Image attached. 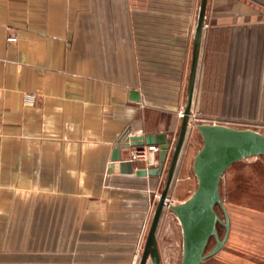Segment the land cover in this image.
Here are the masks:
<instances>
[{
  "label": "crops",
  "instance_id": "0c3cea01",
  "mask_svg": "<svg viewBox=\"0 0 264 264\" xmlns=\"http://www.w3.org/2000/svg\"><path fill=\"white\" fill-rule=\"evenodd\" d=\"M198 1L0 0V264H137L172 143L135 174L158 150L130 159L128 136L174 139ZM197 72L211 114L264 120V0L205 1ZM248 246L264 264V228Z\"/></svg>",
  "mask_w": 264,
  "mask_h": 264
},
{
  "label": "water",
  "instance_id": "95a60500",
  "mask_svg": "<svg viewBox=\"0 0 264 264\" xmlns=\"http://www.w3.org/2000/svg\"><path fill=\"white\" fill-rule=\"evenodd\" d=\"M205 1H198L192 32L190 60L186 74L184 102L179 114L180 121L175 138L172 139L164 132L128 136L129 145L139 146L153 143L158 145V164L135 168V174H159L164 154L172 143L163 184L152 208L137 264H145L146 260L150 264H160L154 232L160 212L165 206L164 197L167 194L174 164L188 123ZM129 95L131 99H138L136 90L130 89ZM194 125L201 137V144L194 152L191 160V170L196 179L195 187L186 198L179 202L167 204L180 227L181 243L178 264H199L202 259L212 255L220 248L228 232V216L218 192L220 175L226 166L233 161L247 156L264 154V134L255 129L208 122H198ZM114 158H116V154ZM121 162L127 166L128 171L131 169L130 160H121ZM214 204L220 206L222 218L214 211ZM216 223L223 226V232L220 236L216 231ZM209 237L213 238V243L205 251L204 248Z\"/></svg>",
  "mask_w": 264,
  "mask_h": 264
},
{
  "label": "rangeland",
  "instance_id": "374dc122",
  "mask_svg": "<svg viewBox=\"0 0 264 264\" xmlns=\"http://www.w3.org/2000/svg\"><path fill=\"white\" fill-rule=\"evenodd\" d=\"M197 73L194 80V99L190 104L182 147V152H187V159H184L179 174L174 175L168 185V193L172 196L168 194L167 196L172 199L171 203L186 198L196 184L195 176L191 170V155L200 146L201 137L195 128V123H222L233 127H248L264 134L263 119L240 118L239 115L221 116L211 114L213 111L215 113L217 104L207 103L200 97L201 83L199 72ZM179 113L180 111L178 112V118H180ZM176 127L178 128V125ZM218 192L228 216V234L223 243L224 245L213 255L215 257L237 256L240 264H250L248 261L250 260L249 255L254 254L255 249L248 246L249 238L252 237L256 228H264V154L243 157L227 165L220 175ZM213 208L216 214L222 218L220 206L214 204ZM161 212L162 228L158 235L160 251L163 257L167 258V261L169 260V264L172 261L176 263L180 258L181 235L179 223L168 207H164ZM216 231L218 236L222 234V224L216 223ZM212 243L213 238L209 237L204 250H208ZM257 249V253H264L263 247Z\"/></svg>",
  "mask_w": 264,
  "mask_h": 264
},
{
  "label": "built area",
  "instance_id": "2783aa9c",
  "mask_svg": "<svg viewBox=\"0 0 264 264\" xmlns=\"http://www.w3.org/2000/svg\"><path fill=\"white\" fill-rule=\"evenodd\" d=\"M6 39L14 40L15 39L14 33H9L6 36ZM34 94H35L34 92H23V101L25 103H30L32 101V98H33ZM157 150H158V145L157 144H148V145H146V148L143 145L135 146V148H134L133 152L130 154L129 158L133 159V158H136V157H140L141 159L147 161V163H148V161H149L148 160V155H147L148 152H156ZM157 196H158V194H155L156 198H157ZM164 202H165V206L164 207H167V204L171 203L172 199L170 197H168L167 194H166V196L164 197Z\"/></svg>",
  "mask_w": 264,
  "mask_h": 264
}]
</instances>
